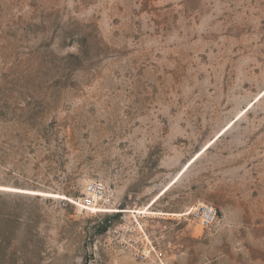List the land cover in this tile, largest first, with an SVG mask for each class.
Returning <instances> with one entry per match:
<instances>
[{"label":"rangeland","instance_id":"obj_1","mask_svg":"<svg viewBox=\"0 0 264 264\" xmlns=\"http://www.w3.org/2000/svg\"><path fill=\"white\" fill-rule=\"evenodd\" d=\"M211 140L162 214L28 193L97 177L142 209ZM197 202L209 227L172 213ZM138 224L161 261L132 253ZM126 258L264 264V0H0V264Z\"/></svg>","mask_w":264,"mask_h":264},{"label":"built area","instance_id":"obj_2","mask_svg":"<svg viewBox=\"0 0 264 264\" xmlns=\"http://www.w3.org/2000/svg\"><path fill=\"white\" fill-rule=\"evenodd\" d=\"M106 191V185L100 178L89 179L82 194L76 198V205L82 210L89 211L90 213H97L100 205V199L104 196ZM186 215H191L196 221H198L203 227H209L212 225L218 216L217 209L214 205L207 202H197L194 206H191ZM136 231V238L134 244L131 245L132 253L140 261H147L152 257L158 261H161V251H157L155 245L148 238L147 233L138 224Z\"/></svg>","mask_w":264,"mask_h":264},{"label":"bare ground","instance_id":"obj_3","mask_svg":"<svg viewBox=\"0 0 264 264\" xmlns=\"http://www.w3.org/2000/svg\"><path fill=\"white\" fill-rule=\"evenodd\" d=\"M215 140H211L209 141L208 143H206L205 146H203L200 150H198L195 154V156L188 161V163L182 168L180 169L173 181L171 183H169L165 189L162 190L161 193L155 195L151 201H149L147 203V207H143L145 208L146 210L145 211H142V209H136V210H131L129 208H125V207H118L114 204H111L109 202V199L107 197H103L100 199V205H99V209L97 210V212L99 213H118V212H124V213H128V212H133V213H144V214H162L164 213L163 211H156V210H153V206L154 204L158 201V199L161 197V195H163L182 175L183 173L186 171V169L191 165V163H193L195 161V159H197L200 155H202L208 148L209 146L214 142ZM7 189V188H5ZM19 191H22V192H28V190H24V189H20L18 188ZM28 193H34V194H38V195H41L43 197H54V198H60V199H66L67 201H69L70 203L76 205V199L72 198V197H69V196H66L65 194H62V193H58V192H51V191H38V192H34V190H31L30 192ZM77 206V205H76ZM78 208H80L78 206ZM81 209V208H80ZM89 212V211H88ZM167 213V212H165ZM173 214L175 215H186L187 212L184 211V212H172ZM123 262H125L126 264L129 263V260L126 258L125 260H123ZM130 264V263H129Z\"/></svg>","mask_w":264,"mask_h":264}]
</instances>
